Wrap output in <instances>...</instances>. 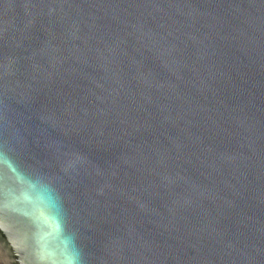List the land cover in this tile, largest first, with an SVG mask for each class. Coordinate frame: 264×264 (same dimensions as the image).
I'll use <instances>...</instances> for the list:
<instances>
[{
    "label": "water",
    "instance_id": "1",
    "mask_svg": "<svg viewBox=\"0 0 264 264\" xmlns=\"http://www.w3.org/2000/svg\"><path fill=\"white\" fill-rule=\"evenodd\" d=\"M0 264H264V0H0Z\"/></svg>",
    "mask_w": 264,
    "mask_h": 264
}]
</instances>
